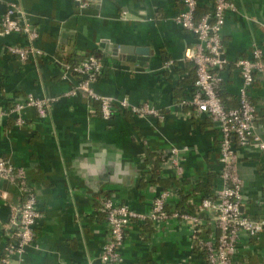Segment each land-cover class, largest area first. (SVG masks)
<instances>
[{
    "label": "crops",
    "instance_id": "obj_1",
    "mask_svg": "<svg viewBox=\"0 0 264 264\" xmlns=\"http://www.w3.org/2000/svg\"><path fill=\"white\" fill-rule=\"evenodd\" d=\"M4 1L15 3L37 30L35 46L42 54L21 63L2 48L23 45V38L0 37V111L28 96L54 99L45 119L32 107L22 110V126L16 125V115L0 119V159L25 171L39 212L33 242L10 264H101L108 228L100 205L107 197L145 213L159 193L169 190L168 212L196 213L200 201L221 184L220 136L208 117L183 104L195 79L193 64L183 57L195 39L174 22L183 10L181 0H90L86 9L74 0ZM229 1L234 10L225 13L221 33L226 64L220 96L233 108L241 85L235 62L249 58L253 44L264 52V0ZM197 5L210 11L213 0H197ZM124 49L130 54L147 49L148 55ZM90 55L104 67L91 85L96 94L134 106L147 103L163 120L118 109L105 120L99 104L84 93L67 95L72 85L61 79L63 65ZM249 97L256 108L254 132L264 143V75L255 76ZM172 147L188 149L181 154L180 177L160 159ZM235 149L241 212L264 220V150ZM23 201L17 185L0 179V258ZM201 216L204 237L216 235L211 215ZM190 229L177 218L131 224L122 264H205ZM235 260L264 264V231L254 238L239 234Z\"/></svg>",
    "mask_w": 264,
    "mask_h": 264
},
{
    "label": "built area",
    "instance_id": "obj_2",
    "mask_svg": "<svg viewBox=\"0 0 264 264\" xmlns=\"http://www.w3.org/2000/svg\"><path fill=\"white\" fill-rule=\"evenodd\" d=\"M80 9L88 8L90 0H74ZM183 10L174 16V22L182 30L190 33L195 39L192 49H186L184 60L194 66L195 79L193 93L183 104L195 109L199 115H205L219 132V164L221 184L210 197L200 201L194 214L168 212L165 203L170 191L159 193L153 200L151 209L145 213L131 211L126 205H116L112 197L101 201L100 212L105 217L108 228L107 241L99 254L101 264H122V249L125 232L133 223H161L169 218L182 219L190 226L193 247L202 253L205 264H244L235 260L236 243L239 234L254 238L264 231V220H253L241 212L242 183L238 171V155L235 147L257 148L264 150V143L255 134L253 123L256 108L251 102L249 92L256 75H264V52L258 45H252L249 58L235 62L241 77L237 94V105L226 108L219 96L223 78L220 75L226 64L222 46V28L225 13L234 10L229 0H213V7L201 17H196L197 0H181ZM3 12L0 16V37L21 36L23 45L4 44V53L15 57L21 63L38 57L42 51L35 46L38 39L37 30L22 17L15 3L0 0ZM171 61L165 63V68ZM103 64L95 56H88L76 65L65 64L61 79L71 83L67 95L84 93L88 99L100 106L101 117L109 119L115 110L129 111L139 117H152L163 120V115L147 103L134 106L127 100L117 101L110 97L96 94L91 85L96 82ZM78 77V79H77ZM54 99H35L28 96L24 103H14L10 108L0 111V119L16 115V125L22 126L25 121L21 116L24 108H35L39 117L45 119ZM188 151L172 147L161 154L160 159L174 171L176 177L182 175L181 154ZM0 179L17 185L24 196L22 206L10 222L13 228L11 242L4 247L0 264H10L20 257L25 248L34 240V227L39 212L37 200L27 182L25 171L9 161L0 159ZM202 214L211 215L217 234L204 237V219ZM16 217V218H15Z\"/></svg>",
    "mask_w": 264,
    "mask_h": 264
},
{
    "label": "trees",
    "instance_id": "obj_3",
    "mask_svg": "<svg viewBox=\"0 0 264 264\" xmlns=\"http://www.w3.org/2000/svg\"><path fill=\"white\" fill-rule=\"evenodd\" d=\"M208 11H206V8L205 7H197V9H196V17L197 18H199V17H201L202 15H204V14H206ZM92 56H95V55H92ZM95 57H97V56H95ZM84 60V59H83ZM83 60H81V61H83ZM81 61H79V62H81ZM79 62H71V63H68V64H70V65H76V64H78ZM104 68V67H103ZM103 68H102V70H101V72L99 73V75L97 76V79H96V81L98 80V78L102 75V71H103ZM77 79H78V77H77ZM220 93H221V91H219V96H220ZM220 98H221V96H220ZM222 100V99H221ZM227 108V107H226ZM165 209H166V205H165ZM167 210V209H166ZM179 213H183V212H179Z\"/></svg>",
    "mask_w": 264,
    "mask_h": 264
},
{
    "label": "water",
    "instance_id": "obj_4",
    "mask_svg": "<svg viewBox=\"0 0 264 264\" xmlns=\"http://www.w3.org/2000/svg\"><path fill=\"white\" fill-rule=\"evenodd\" d=\"M123 51H125V52H123V53H127V54H128V53H129V54L131 53V51H130V52H127L125 49H124ZM133 52H134V54H130V55H133V56H134V55H135V56H142V57L148 55V51H147V49H139V50L134 49ZM111 54H112V57L115 56V54L113 53V51L111 52ZM113 54H114V55H113ZM131 58H133V57H130V59H127V60H130V61H135V60H136V61H138V63H141V61L143 60V59H141V58H140V59H131ZM221 58L223 59L224 56H222Z\"/></svg>",
    "mask_w": 264,
    "mask_h": 264
}]
</instances>
